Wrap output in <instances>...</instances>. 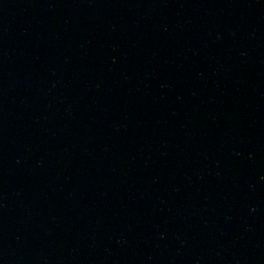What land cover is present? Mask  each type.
Here are the masks:
<instances>
[{
  "label": "water",
  "instance_id": "water-1",
  "mask_svg": "<svg viewBox=\"0 0 264 264\" xmlns=\"http://www.w3.org/2000/svg\"><path fill=\"white\" fill-rule=\"evenodd\" d=\"M0 264H264V0H0Z\"/></svg>",
  "mask_w": 264,
  "mask_h": 264
}]
</instances>
